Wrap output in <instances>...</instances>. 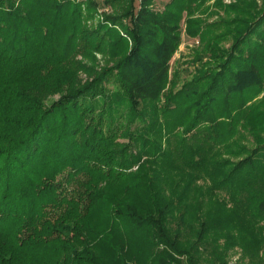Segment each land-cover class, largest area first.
<instances>
[{
  "label": "trees",
  "instance_id": "1",
  "mask_svg": "<svg viewBox=\"0 0 264 264\" xmlns=\"http://www.w3.org/2000/svg\"><path fill=\"white\" fill-rule=\"evenodd\" d=\"M155 1L0 0V264L264 263V0Z\"/></svg>",
  "mask_w": 264,
  "mask_h": 264
},
{
  "label": "rangeland",
  "instance_id": "2",
  "mask_svg": "<svg viewBox=\"0 0 264 264\" xmlns=\"http://www.w3.org/2000/svg\"><path fill=\"white\" fill-rule=\"evenodd\" d=\"M99 4V13L105 12V13H110L113 11L112 8H110L109 6H106L104 9V6L102 5V1L103 0H96ZM168 0H156L154 3V8L156 9H161L163 4L166 3ZM258 2V4H260L262 2V0H256ZM223 4H230L233 3V0H222ZM209 4H212V1L209 2ZM103 8V9H102ZM224 13L221 12L219 15H223ZM204 19L205 22H212L215 21V16L212 18H208L204 16L202 17ZM100 19H102V16L99 14V16L97 15V20L101 21ZM94 22L96 23V19L94 20ZM91 23V22H90ZM182 30H181V43L176 51V53L174 54V56L172 57L171 61H170V72L177 73V87L176 89L180 88L181 85L184 82H187L189 80H191L195 74V70L197 68L198 65L194 64L195 61V57H196V52H203L204 47H202L203 45L201 44V41L199 39L198 36H190L185 32V27L184 25L181 26ZM230 42H224L221 44L222 48H227L229 46ZM211 56H208V54L206 56H204L203 61L205 62L208 60V58H210ZM97 61L98 63L103 64V60L101 59L100 56H97ZM111 64V63H110ZM109 64V65H110ZM111 87V86H109ZM249 138V137H248ZM251 139V138H249ZM263 226L264 228V221L261 222V224L259 226ZM219 243H223V240L221 239L219 241ZM242 248L238 245L235 246L233 248L232 251L229 252L228 254V258H229V263L230 264H264L261 263L260 261L254 259L251 262H247L246 260H242ZM259 258L262 259L264 261V246L262 247L260 253H259Z\"/></svg>",
  "mask_w": 264,
  "mask_h": 264
}]
</instances>
